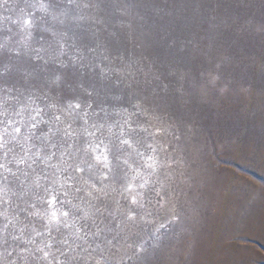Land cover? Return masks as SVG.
Masks as SVG:
<instances>
[{
    "label": "clouds",
    "instance_id": "clouds-1",
    "mask_svg": "<svg viewBox=\"0 0 264 264\" xmlns=\"http://www.w3.org/2000/svg\"><path fill=\"white\" fill-rule=\"evenodd\" d=\"M200 28L188 6L0 0V264H145L170 240L192 264L213 130L251 94Z\"/></svg>",
    "mask_w": 264,
    "mask_h": 264
},
{
    "label": "rangeland",
    "instance_id": "rangeland-1",
    "mask_svg": "<svg viewBox=\"0 0 264 264\" xmlns=\"http://www.w3.org/2000/svg\"><path fill=\"white\" fill-rule=\"evenodd\" d=\"M175 14L195 10L202 39L235 62L238 81L250 96H238L215 126V140L226 141L212 160L214 211L198 238L192 264H264V0H136ZM155 239V238H153ZM154 248L145 264H187L179 250ZM178 249L182 245L177 246ZM165 252L170 259H166Z\"/></svg>",
    "mask_w": 264,
    "mask_h": 264
}]
</instances>
